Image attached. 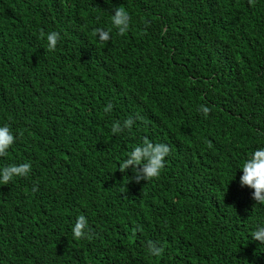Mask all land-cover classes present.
Returning <instances> with one entry per match:
<instances>
[{"label":"trees","instance_id":"obj_1","mask_svg":"<svg viewBox=\"0 0 264 264\" xmlns=\"http://www.w3.org/2000/svg\"><path fill=\"white\" fill-rule=\"evenodd\" d=\"M4 125L0 168L31 171L0 185V264H264V205L240 184L264 147V0H0ZM144 138L171 149L149 181L118 170Z\"/></svg>","mask_w":264,"mask_h":264},{"label":"clouds","instance_id":"obj_2","mask_svg":"<svg viewBox=\"0 0 264 264\" xmlns=\"http://www.w3.org/2000/svg\"><path fill=\"white\" fill-rule=\"evenodd\" d=\"M131 17L123 7L114 9V14L111 17L112 26L118 31V34L123 35L129 30ZM98 40L102 44H106L110 40V30L97 28L95 30ZM43 31L40 32V37L44 38ZM47 48L49 51L56 50L57 43L60 39L58 32H49L46 36ZM112 109L111 103L107 105L104 111L110 112ZM205 117L210 112L206 106H201L199 109ZM137 119H142L137 116ZM133 125V120L128 117L123 121L124 129H130ZM112 133L115 134L121 131L119 121H114L112 124ZM16 137L8 125L0 127V157L8 154V149L15 143ZM155 145V146H154ZM171 149L164 143L153 144L147 138H144L142 145L135 146L129 153L128 159H124L119 163L118 170L123 173L129 166L133 165L136 173L135 179L139 180L140 174L146 181L158 178L161 171L165 167V157L170 154ZM142 165L140 171H136L135 166ZM243 175L240 177V184L248 186L253 189V199L256 203L264 205V147L254 150L251 155L243 162L241 169ZM31 171L30 163H23L20 165H8L0 168V185H7L15 177H26ZM234 179V178H233ZM232 179V180H233ZM73 238L76 240L91 239L92 229L88 226L87 219L84 215L77 217L74 227L72 228ZM254 241L264 244V226L258 227L251 234ZM164 249L158 246L157 243L149 240L147 242V252L149 255L157 257L161 256Z\"/></svg>","mask_w":264,"mask_h":264}]
</instances>
